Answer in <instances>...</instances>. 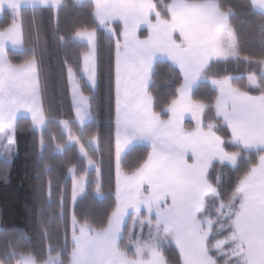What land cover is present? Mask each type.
<instances>
[{"label":"trees","instance_id":"1","mask_svg":"<svg viewBox=\"0 0 264 264\" xmlns=\"http://www.w3.org/2000/svg\"><path fill=\"white\" fill-rule=\"evenodd\" d=\"M162 20L169 19L172 0H151ZM218 8L240 38L242 56L251 59L231 60L214 66L212 75H231V84L251 96L264 93V15L256 11L250 0H217ZM91 1L62 0L56 10L50 7L22 8L19 13L21 31L25 34L22 51H6L8 62L20 64L35 51L38 66L40 94L46 118L41 131L32 128L27 118L15 124L16 152L10 162L0 159V264H16L20 256L28 255L37 263H43L48 255H59L61 264L69 262L70 215L77 223L93 230H103L116 206L115 201V155H114V42L94 18ZM15 18L4 10L0 18V31L9 27ZM86 27L96 34V89L92 90L81 73V56L88 47L71 38L74 28ZM143 32V31H142ZM141 32V34H142ZM63 38V39H61ZM31 45V46H29ZM71 68L81 93L89 98L92 118L79 127L73 117L66 71ZM167 61H157L150 74L147 92L152 99V110L163 121L167 120V108L177 98L179 78ZM255 77L257 86L248 82ZM209 80V79H205ZM171 81V83H168ZM216 90L207 82L197 84L191 99L204 106L202 129L211 130L222 141L225 153L235 155L233 166L214 162L206 173L209 185L219 188L216 195H207L203 213L211 223L206 248L216 264H235L230 243L223 247L229 252L222 254L215 245L227 240L232 234L231 221L237 209L225 217L218 216L216 209L233 196L240 179L244 178L263 154L262 151H246L231 141L228 127L217 117L213 103ZM65 120L70 134L77 137L96 164L89 170L85 156L76 144L67 145L68 135L62 128ZM184 128L191 130L193 124L185 121ZM97 139L93 148L89 141ZM60 148V150H58ZM150 147L133 146L119 160V169L131 175L147 161ZM86 178L85 193L71 206V177ZM131 215L123 227L119 248L133 258L132 250L126 248V235ZM165 264H182L181 257L172 243L157 248Z\"/></svg>","mask_w":264,"mask_h":264},{"label":"snow or ice","instance_id":"2","mask_svg":"<svg viewBox=\"0 0 264 264\" xmlns=\"http://www.w3.org/2000/svg\"><path fill=\"white\" fill-rule=\"evenodd\" d=\"M30 2H35V0H30ZM39 2L44 5L51 3L53 8L57 9L61 0H39ZM77 2L79 3V0ZM252 5L264 11V0H252ZM171 13L172 22L163 28L154 27L152 37L142 42L134 39L136 19L121 15V19L125 21V44L123 45L124 51L118 55L116 71L119 105L125 110L118 112V123L124 126L125 131L131 130L133 139L137 136L144 139L151 136L154 142L159 139L157 132L159 125L152 119L145 84L150 78L153 57L157 52H161L168 56L176 70L173 71L172 77L173 79L179 78L176 91L181 96L190 97L191 89L198 80L209 79L219 90L216 97L217 114L223 116L224 121L228 123L233 138L245 145L257 143L264 145V93L258 97H251L231 84V75L219 78L212 75L214 66L226 64L229 59H251L242 56L240 38L227 18L219 11L217 0H172ZM94 14L101 24L110 22L120 15L117 6L111 0H96ZM173 31L181 33L182 44H176L172 40ZM129 37L132 38L131 42ZM7 38L12 39L21 47L25 44L23 31ZM71 38L88 40L94 57L95 34L93 30L86 27L74 28ZM130 43L134 47H131ZM130 51H136L137 62L129 60ZM93 57L85 58V70H88ZM260 62L264 64V60ZM92 69L94 74V63H92ZM41 71L42 65L38 66L34 50L33 54L20 64H11L6 56L2 57L0 58V87L10 85L12 89L19 90L20 96L25 101L31 97L34 102L39 96L38 77ZM68 79L72 84V104L77 116L81 120L90 117L92 113L88 98L79 93L71 68L68 69ZM249 79L252 86H257L255 77ZM131 96L137 97V104L129 108L127 102ZM229 103L232 105L231 110L228 109ZM215 141L218 142L207 140L202 144H197L198 158L207 159L211 156H219L221 160L227 158L234 163V157L224 153L221 147L222 141L218 137H215ZM124 143H127V139ZM122 147L123 144L118 142L117 150L119 151ZM180 163L182 164V161ZM145 168H148V165ZM185 175L187 188H177L174 185L168 188V194L173 200L171 205L160 209L158 204L160 197L153 199L152 204L157 211L156 223L165 226L166 231L181 249L185 256L184 264H214L212 258L203 250L207 232L201 228V221L197 218V214L203 211L206 203L204 196L207 192L218 194L219 188L209 185L201 170L196 166H193L190 171H185ZM257 177H260L258 181ZM254 183L264 186V155L260 156L259 165L239 180L232 198L226 204L221 202L216 209L218 216L225 217L227 213L224 209L231 210L232 204L236 200L240 201V210L235 214V219L231 221L236 233L233 239L238 241V247L240 242L247 240L249 190ZM117 211H122V209H117ZM115 215L116 213H113V216ZM216 222V220L209 219L210 224ZM81 238L85 239V244L91 242L86 239V227L82 231ZM253 255L255 256L254 264H264V250H256ZM16 264H33V261L31 256L22 254ZM74 264H81V261L76 260Z\"/></svg>","mask_w":264,"mask_h":264},{"label":"crops","instance_id":"3","mask_svg":"<svg viewBox=\"0 0 264 264\" xmlns=\"http://www.w3.org/2000/svg\"><path fill=\"white\" fill-rule=\"evenodd\" d=\"M26 1H30V0H26ZM75 1L77 2V0ZM82 1H86V0H79V2H82ZM89 1L92 2L93 7L95 9L96 0H89ZM111 2L117 6V10L120 13V15H117L110 22H106L104 24L100 23V21L97 19L95 14H94V18L97 21L99 27L103 29L104 32L109 37H111L114 42L115 193H116L117 184H118V181L116 179V172H117L116 170H117V165L119 164V160H120V159L118 160V164H117V155L120 153V151L125 152L131 147L137 146V145H145V146L150 147V153L147 158V161L141 166V168H139L137 171L131 174V176L135 178L134 180L132 181L130 180L128 183H125L122 180V184H121L122 188L124 189L125 188L124 186H128L133 183L135 186V188L133 189L136 190L137 195H139L138 191L139 189H141V185L145 184L146 182L150 180H153L152 179L153 177L156 179V181L160 180V182L187 184L186 182L187 177L185 175V171H190L193 166H196L198 169H200L204 177L206 178V173L212 163L220 162V163L229 165L227 158L221 160L219 156H211L207 159L198 158V151L196 149L197 144H202L204 141H207V140H213L214 142H218V141H215V137H218V136H216L210 129L209 130L202 129V121H201V125H199L197 129H195V126L192 122L191 123L193 124V128L191 130H187L184 128V123L185 121H187L185 119L184 113L187 112L189 108H195L196 106L195 110L198 111L199 116L202 119V114L204 112V106L201 103L194 102L191 99L192 92L198 83L203 82V81L209 83V85L216 90L217 95H218V92H219L218 88L215 85H213L210 80H205L204 78H201L200 80H198L191 89L190 97L187 95L181 96L177 92V98L171 102V104L166 110L168 114V118L167 120L163 121L152 110V99L147 92V88L150 83V78L147 79L146 84H145V91L147 93V103L152 113V119L158 122V125H159L157 129L159 139L155 140V142L151 136L147 139L141 138L139 136H137L134 139L131 138L132 137L131 130L125 131L124 126L118 123V112L125 110V109H121L119 105L117 71H116L118 55L120 52L124 51L123 45L125 44V37H124L125 21L121 19V15L136 19L137 22L135 25V38L134 39L135 41H141V42L147 41L150 39V37H152L154 27L163 28L166 25L170 24L173 20V16L171 13L172 2L169 6V19L167 21L159 18L155 10L154 4L151 0H111ZM61 3H62V0H61ZM250 3L252 5V0H250ZM25 7L33 8V7H49V6H25ZM252 7L256 11L264 15V11H261L260 9L255 8L253 5ZM4 10H7V9L4 7H0V18L2 17V13ZM221 13L227 18V14L223 12ZM17 21L18 20L15 19V21L9 27H7L5 30L0 31V58L5 57V56L7 57L6 51L8 49L13 50V51H22L24 48V46L21 47L20 45L14 43L12 39L7 38L10 35L15 36L21 32V24L20 26L18 25L17 29L13 27L14 24H17ZM171 38L176 44L183 43V37L179 31H173L171 33ZM131 40L132 38L129 37L130 42ZM75 41L81 44H85L88 47L87 52L81 56V67H82L81 73L86 83L88 84V86L92 90H95L96 82H97L96 34H95L94 57H93L92 51L90 50V44L88 40L75 39ZM130 46L134 47V45H132L131 43H130ZM86 57H93V59L89 63L88 70H85V58ZM128 58L132 62H137L138 56H137L136 51H130L128 53ZM159 60H164L172 64L171 60L168 58L167 55L161 52H157L152 60V67L150 69V74H151L154 64ZM92 63H94L95 65L94 74H93V69H92ZM261 73L264 75V65L262 66ZM66 77H67L69 98H70V104H71L74 121L79 127H82L85 123L91 120L92 115L83 120H81L77 116L76 109L72 104L73 92H72V84L69 82V79H68V69L66 71ZM249 77H248V82L250 84ZM75 82H77L76 78H75ZM77 85L79 88L78 82H77ZM79 93L83 95L80 91V88H79ZM251 97H258V96H251ZM88 102H89V98H88ZM127 103H128L129 108L134 107L137 104V97L131 96ZM213 107H214V111L217 117H219L223 121V123L228 127L230 134H231V141L234 144L240 146L246 151H262L263 152L262 155H264V145H261L258 143L245 145L240 140L234 139L232 130L229 127L228 123L224 121L223 116H219L217 114L216 99L213 103ZM231 108H232V105L231 103H229L228 109L231 110ZM37 116H41L45 119L43 108H42L40 84H39V96L38 98L35 99L34 102H33V98L31 97H29L28 100L25 101L24 98L20 96L19 90L12 89L10 85L6 87H0V159L6 162H10L16 152V149H15L16 121L20 118H27L31 121L32 128H33V119ZM79 119L81 121L80 124L78 123ZM60 123L63 128V125L67 122L65 120H61ZM181 132H182L183 137H180L182 136ZM65 133L67 134V132ZM67 135H69L70 138H74V140H72V143L70 144L68 143V139H67V145L76 144L78 146V150L80 154L84 156L81 150L82 146L79 144L77 137L70 134V128H69V132ZM126 139H127V143H124ZM219 140L221 141L220 138ZM118 142L123 144V147L119 151L117 150ZM89 144L93 148H96L97 139L95 138V139L90 140ZM58 150H60V148ZM227 155L235 157V155H229V154ZM180 161H182V164L180 163ZM259 163H260V158L258 160V163L254 167L258 166ZM146 165H148V168H145ZM254 167L251 168L248 174L252 172ZM259 179L260 177H257V181ZM121 192H120L119 200L122 203L123 196L125 195L127 196V192L124 195ZM72 195H73V191L71 193V203H72L71 205H74L77 198L73 200ZM81 196H83V194H81ZM249 197H250L249 199L250 209H249V214H248L247 221H246L247 240L245 242H240V246H239L240 249L237 250V254L242 252L243 255H245V258L243 257L242 264H250V262L254 264L255 256L253 255V253L256 250H264V210H263L264 209V186H261L259 183H254V186L249 190ZM115 201H116L115 209L111 213L108 219V222H107V226L103 230H99V231L93 230L88 225H82V226L79 225L78 229H72L73 223L72 221L70 222L71 223L70 224L71 225L70 243H71L72 248L69 254V262L67 264H74V261L76 260H80L81 264H165L158 250L156 252H153L152 255L150 256L146 255L141 258L135 255L133 258L127 256L126 253L119 248L118 244H119L120 237L116 239L115 236H113L111 240L110 239L109 240L108 239L92 240L91 237L94 234H101V236L104 237L105 234L109 232L108 230H109L111 218H113V213H116V210L119 206V203L116 198H115ZM127 203L125 204L122 203L123 206L125 207V221L122 222V229L130 215L128 212L131 209V203H128V204ZM234 203L237 205V209L235 212L236 214L240 210V207H239L240 201L236 200ZM128 205H130L129 208H128ZM201 214H202V211L198 212L197 214L198 219L201 217ZM235 214H234L233 219H235ZM231 226H232V223H231ZM85 227L87 228V238L86 239L91 241L90 243H87V244H85V239L81 238L82 231L84 230ZM235 234H236L235 229L232 226L231 235L234 236ZM207 238H208V235L204 238V243H203V250L206 252H207V248H206ZM172 240H173L172 244L175 246V248L179 252L182 264H184L185 256L182 254L181 249L177 246L174 239ZM236 243H238L237 240H236ZM98 246H101V247H98ZM207 255L209 256L208 252H207ZM234 258L236 259L235 264H237V258L236 257ZM214 264H216L215 261H214Z\"/></svg>","mask_w":264,"mask_h":264},{"label":"rangeland","instance_id":"4","mask_svg":"<svg viewBox=\"0 0 264 264\" xmlns=\"http://www.w3.org/2000/svg\"><path fill=\"white\" fill-rule=\"evenodd\" d=\"M25 6H49L50 8L54 9L51 3L44 5V4H41L39 0H35V2H30L26 0H0V7L6 8L8 11L12 13L13 17L18 20L17 24H14L13 26L15 29H17L18 25L20 26V22H19L20 10L22 8H28ZM75 83L77 84V82ZM195 108H189L188 111L184 113V115H185V119L187 121L192 122L195 126V129H197L199 125H201V117L199 116V113L197 110H195ZM45 121H46V118L44 119L41 116L35 117L33 119V128L38 131L42 130L45 126ZM78 123L79 124L81 123L80 119ZM63 128H64V131L67 132L68 134L69 127L67 123L63 125ZM181 135H182V132H181ZM180 137H183V135ZM72 140H74V138H70L69 136L68 143L69 144L72 143ZM81 150L87 160L88 169L89 170L96 169V164L91 159L88 158V155L85 152L83 147H81ZM123 153H124L123 151H120V153L117 155V164H118V160L120 159ZM230 157H234V156H230ZM235 157H234V162H235ZM227 161L229 162V165L231 166L234 165L231 159H227ZM116 171H117L116 179L118 181V184H117V190L115 193V198L117 199L119 203V206L117 209H122V211L116 210V215L113 216V218H111V221H110L111 227H109V230H108L109 232L106 233L104 237H102L101 234H94L92 235L91 238L92 240H97V239H108V240L110 239L111 240L112 237L115 236L116 239L120 237L119 238V241H120V239L122 238V231H123L122 222L125 221V207L123 206L122 203L125 204L128 202V203H131V209L128 212L131 215V219H130L128 232L126 235V248L127 250H132V253L137 257L141 258L146 255L150 256L152 255L153 252L157 251V248L159 246L166 244V243L173 242L172 240L173 238L166 231L165 226L163 224L157 225L156 223L157 211H156V207L152 204L153 199L156 197H160V199L158 200L159 208L164 209L165 207L173 203L172 196L168 194L169 186L174 185L177 188H187L188 185L160 182V180L156 181V179L153 177L152 178L153 180H150L146 182L145 184L141 185V189H139L138 191L139 195H137L136 190L133 189L135 188L133 183L128 186H124L123 184V186L125 187L124 189L122 188V185H121L122 180L125 183H128L130 180L132 181L135 178H133V176L131 175H124L119 169V164L117 165ZM70 177H71V193L73 191L72 198L73 200L76 198L78 200L81 194L84 195L85 193L86 178L85 177L75 178L72 171L70 172ZM120 192L123 195L127 192V196L126 195L123 196L122 203L119 200ZM207 195H216V193L209 191L207 192L205 196ZM234 204L235 203L232 204V207ZM71 206L73 207V205ZM129 206L130 205H128V208ZM232 207H231V210L225 208L224 211L227 214H231L233 210ZM199 220L201 221V228L207 232V235H209L208 233L210 231L211 224L209 223L208 214L206 212L203 213L202 211V214ZM71 221L73 223L72 229H78L79 225H81L77 223V221L72 216V214L70 215V222ZM70 231H71V225H69V233ZM229 243L231 246L230 252L234 257L237 258V264H242L243 257L245 258V255H243L242 252L237 254V250L240 249V247L236 245L237 243H236V240L233 239V235H229L227 240H222L218 242L214 248L218 249L220 253L225 254L229 251L224 250L223 247ZM98 247H101V246H98ZM32 261H33V264H61V259L59 255H48L46 260L43 263H37L34 260V258H32Z\"/></svg>","mask_w":264,"mask_h":264}]
</instances>
